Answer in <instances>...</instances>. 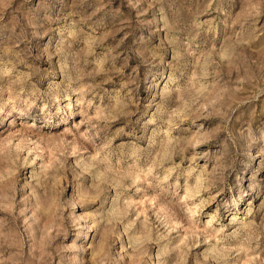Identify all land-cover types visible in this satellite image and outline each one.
Instances as JSON below:
<instances>
[{
	"label": "clouds",
	"instance_id": "clouds-1",
	"mask_svg": "<svg viewBox=\"0 0 264 264\" xmlns=\"http://www.w3.org/2000/svg\"><path fill=\"white\" fill-rule=\"evenodd\" d=\"M0 129V264H264V0H0Z\"/></svg>",
	"mask_w": 264,
	"mask_h": 264
},
{
	"label": "rangeland",
	"instance_id": "rangeland-1",
	"mask_svg": "<svg viewBox=\"0 0 264 264\" xmlns=\"http://www.w3.org/2000/svg\"><path fill=\"white\" fill-rule=\"evenodd\" d=\"M145 7H147V5H145ZM255 107V105L253 106ZM249 117L252 116V111L251 109L249 110V113H248ZM3 129H0V131H2ZM264 171V159L260 160V161H257L256 165L254 166V169H253V173H251L250 175H253L255 174L256 172H262ZM262 179H264V176L261 177Z\"/></svg>",
	"mask_w": 264,
	"mask_h": 264
}]
</instances>
